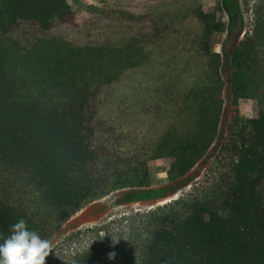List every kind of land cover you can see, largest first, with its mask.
Masks as SVG:
<instances>
[{
	"label": "trees",
	"instance_id": "16d2710c",
	"mask_svg": "<svg viewBox=\"0 0 264 264\" xmlns=\"http://www.w3.org/2000/svg\"><path fill=\"white\" fill-rule=\"evenodd\" d=\"M222 12L221 0H108L96 14L0 0V236L23 218L49 240L84 202L146 185L157 158L187 173L225 122L228 214L190 202L154 229L148 264H264V112L239 114L254 34ZM226 29L245 35L228 104ZM73 264L113 263L96 246Z\"/></svg>",
	"mask_w": 264,
	"mask_h": 264
},
{
	"label": "rangeland",
	"instance_id": "374dc122",
	"mask_svg": "<svg viewBox=\"0 0 264 264\" xmlns=\"http://www.w3.org/2000/svg\"><path fill=\"white\" fill-rule=\"evenodd\" d=\"M67 1L79 14L99 13L103 4L108 2ZM221 2L227 28L233 18L240 17L245 31L254 34L247 92L239 101L240 116L254 117L264 112V0ZM244 37V33L239 36L226 29L221 33L217 46L223 61V97L226 104L231 101V55ZM227 129L223 122L211 146L187 173L172 171L168 159L157 158L150 163V179L146 185L120 187L84 202L54 230L49 239L53 250L45 264H73L82 253L96 246L105 248L108 253H115L113 264H148V246L154 229L185 214L190 202L202 200L217 212L228 214L226 198L233 181L234 157L225 147ZM260 190L264 195V179ZM113 233L122 236L115 245Z\"/></svg>",
	"mask_w": 264,
	"mask_h": 264
},
{
	"label": "clouds",
	"instance_id": "9594fccd",
	"mask_svg": "<svg viewBox=\"0 0 264 264\" xmlns=\"http://www.w3.org/2000/svg\"><path fill=\"white\" fill-rule=\"evenodd\" d=\"M9 232L7 236H0V264H45L53 250L48 239L31 229L23 218L12 224ZM113 234L115 245L122 236ZM114 257V252L109 253L110 259Z\"/></svg>",
	"mask_w": 264,
	"mask_h": 264
}]
</instances>
